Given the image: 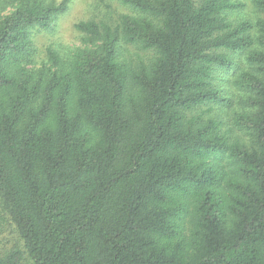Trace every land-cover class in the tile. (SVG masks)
Listing matches in <instances>:
<instances>
[{
    "label": "trees",
    "instance_id": "trees-1",
    "mask_svg": "<svg viewBox=\"0 0 264 264\" xmlns=\"http://www.w3.org/2000/svg\"><path fill=\"white\" fill-rule=\"evenodd\" d=\"M119 1L133 14L76 23L81 46L41 63L33 35L70 0L0 1V247L6 224L18 235L0 264H264V18ZM235 102L246 140L192 113Z\"/></svg>",
    "mask_w": 264,
    "mask_h": 264
},
{
    "label": "rangeland",
    "instance_id": "rangeland-1",
    "mask_svg": "<svg viewBox=\"0 0 264 264\" xmlns=\"http://www.w3.org/2000/svg\"><path fill=\"white\" fill-rule=\"evenodd\" d=\"M55 1L58 2L60 0ZM238 1H241L243 6L227 13L230 20L235 21L248 18L252 23H255L258 19L264 18V13L256 8L250 0ZM8 10H10V8L6 9V11ZM123 14H133V11L131 8L123 5L119 0H70L68 10L59 15L48 29L34 33L33 43L36 48L37 63L46 60V49L49 47L55 49L62 57H70L75 48L81 46L83 34L75 28L76 23L95 20L116 24ZM121 52L122 57L133 65L148 63L153 54L152 51L140 49L135 45H124ZM238 60L241 69L248 68L247 63L245 65L242 62V56H239ZM240 68L235 69L233 72L237 74ZM217 75L220 78L222 75L230 74L217 71ZM216 82L218 85H221L224 93L227 91L233 94L234 91V93H236V102L239 100V96L242 97L244 95V92L239 91L231 84L226 87L221 84L223 82L222 80ZM236 102L230 109L221 108L219 105H201L194 109L192 113L200 114L203 118H219L223 122V129L228 130V134L231 138L246 140V136L240 134L239 131L233 127L232 115H234L235 111L240 110L241 107L240 103ZM3 231V240L0 248L6 249L13 245L14 241L18 239V235L9 224L5 225Z\"/></svg>",
    "mask_w": 264,
    "mask_h": 264
}]
</instances>
